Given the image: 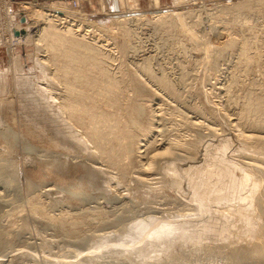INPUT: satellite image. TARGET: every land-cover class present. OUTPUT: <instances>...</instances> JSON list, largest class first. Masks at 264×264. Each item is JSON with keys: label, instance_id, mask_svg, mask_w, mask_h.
<instances>
[{"label": "rangeland", "instance_id": "374dc122", "mask_svg": "<svg viewBox=\"0 0 264 264\" xmlns=\"http://www.w3.org/2000/svg\"><path fill=\"white\" fill-rule=\"evenodd\" d=\"M68 1L0 0V264H264V139L242 138L254 119L245 105L264 97V0H135L130 8L116 0L107 9L100 0H77L75 8ZM58 6L75 29L81 20L109 29L85 36L108 53L104 66L121 103L131 77L145 81L136 100L146 106L149 145L137 133L141 151L114 166L66 136L73 128L54 112L61 85L51 82L45 50L30 36H11L20 18ZM161 12L176 24L155 21ZM108 109L97 102V112ZM166 146L168 160H156ZM135 222L140 227L126 236ZM252 246L258 257H238Z\"/></svg>", "mask_w": 264, "mask_h": 264}, {"label": "bare ground", "instance_id": "6f19581e", "mask_svg": "<svg viewBox=\"0 0 264 264\" xmlns=\"http://www.w3.org/2000/svg\"><path fill=\"white\" fill-rule=\"evenodd\" d=\"M151 2L153 4V6H156L158 4V0H151ZM134 4H135V0H123L121 3V5L123 7H127V8H130V5L133 6ZM27 6L28 5L26 4L23 6V8L26 9ZM132 10H133V8H132ZM10 11L11 10H8L6 12L7 14L5 16L10 15L9 14ZM33 13H34V15L32 16L33 18L32 19L28 18L30 21L25 17V18H23V22L21 24L12 28L13 34H11V36L16 38V40L17 39L19 40V39L24 38V37H26V38L28 37V39L33 38L34 42L39 43L38 45L35 44V46L41 45L42 48L45 50V52H46L45 61L49 62L50 65L52 66L51 75H52L53 80L51 82L53 83V81L55 80L56 81L55 83H59L61 85V88H62V89L60 88L58 90L59 92L61 91L60 95H59V93L53 94L54 100L55 99L58 100L57 101L58 111H54V112L55 113L58 112L57 114H59L60 116L65 118V119H63L61 117L62 121H64V120H66L67 122L69 121V124L72 126V128L79 132V133L78 132L75 133L73 129L71 130L70 128H66L65 129L66 130V136L70 137L77 145H81V146L83 145L84 147L87 145V150H86V148H85V150L88 152H90L88 150V146H89V149L91 148V152H90L91 157L94 156L93 154H95L99 158L105 160V162L111 166L116 165L118 161H120L123 157H125L126 154L132 152L133 148L136 147L135 146L136 142L134 141V139L136 138L137 133L138 134L142 133V137H144L140 140L141 142H143V145H141V146H144V145L148 146L149 141L146 140L145 137L147 134H149L151 132V127L148 126L147 128H142V121H143L142 118H143V115L146 111V106L142 102H139V100H136V97L142 96L143 93L145 92V86L143 84L145 81H143V83H142L140 80L131 77L132 78V81H131L132 85L130 87H131L132 93H131V95L126 93L125 97H127L126 98L127 101L125 103H121L119 101V95H121L122 93L120 92V90H117V89H120L119 85L117 84L118 81L112 74L109 73L110 71L106 68V66H104L105 58H106V56H108L107 55L108 53L106 54L102 50L103 48L101 45L98 44L102 49L100 47H98L95 44L96 41L91 42L87 38V37H89L90 34L87 37L85 36L86 34H88V32H90L92 34V36H95L93 34L100 35L102 32H104L105 30H109V29L104 28L103 25L100 26L98 23L97 24L99 26L94 24V23H90V22H87L84 20H81L79 26L77 27V29H75L73 27L75 24L72 25L70 23L73 21V19L71 18L72 16H70L71 13L70 14L67 13L63 6H58L56 9H50V8L49 9H41L40 11L37 10V13H35V12H33ZM27 14H28V11H27ZM156 15H157V20H155V21H158L160 23L165 22L166 24H170L173 26L177 22V19H175L176 21L175 20L174 21L166 20V19H171L172 16H174L173 14H168V12L166 15L164 14V12L158 13ZM14 16H16V15H13L12 17H10L11 18L10 21H13L12 18H14ZM125 19L127 21V18H125ZM129 19H130V17H129ZM10 21L7 23L10 24ZM120 22L122 23L121 20H120ZM9 24H7V25H9ZM21 25H23V27ZM77 25H78V23H77ZM124 25H126V24H124ZM124 25H123V27H125ZM6 27H8V26H5V28ZM79 28L83 29L86 32L88 31V32L85 33L83 30L82 31L85 34L77 32V30ZM118 28H120V27H118ZM125 28H127V27H125ZM117 30L118 29H116V31ZM14 32L17 35H15ZM111 32H112V30H111ZM29 36H30V38H29ZM92 38H94V37H92ZM97 39L98 38H96V40ZM18 40H17V42H18ZM27 40H24V41L26 42ZM28 42H30V41L28 40L27 43ZM102 43H100V44H102ZM227 43H228V41H227ZM29 45H30V43H29ZM104 46L105 45H103V47ZM106 47H107V45H106ZM108 50H110V49H108ZM110 56H112V55H110ZM42 57H44V56H42ZM37 60H41V59L38 58ZM34 62L36 63L37 61H34ZM107 62H109V61H107ZM37 63H39V61ZM138 69L140 70V68H138ZM142 69H143V67H142ZM142 72H144L146 74V76L151 78L152 81L154 80L161 87L174 89L173 83H167L152 68H144ZM45 74L46 73H44V76H45ZM49 79H47L48 82H50ZM140 79L143 80L142 77ZM144 79H145V75H144ZM47 84H50V83H47ZM59 84H57V86ZM146 85H147V83H146ZM130 98H132L131 101H130ZM50 100L52 101V99H50ZM98 101H100V102L103 101V105L105 107H108L109 109L108 110H101V111L97 112L96 104ZM154 104H156V103H154ZM47 105H48V103H47ZM157 107H159V106H157ZM54 109H56V108H54ZM48 111H49V109H48ZM51 111H52V109H51ZM153 112H154V110H153ZM153 112L151 114L155 115V113H153ZM160 113H159V115H160ZM244 113L245 114L248 113L250 116H252L254 118L250 124V127L253 130L249 134H246L243 136L240 135V136H242V138H243V140H245V142H247V141L252 142L254 140H263L264 136L260 137L256 134H254V131L256 133L257 132H261V133L263 132L264 133V97H257L254 100L249 101L245 105ZM56 115H54V116L56 117ZM157 116L158 115L156 114V117ZM170 117L172 118V116H170ZM153 120H155V119H153ZM53 121L55 122V120H53ZM62 121H60V122H62ZM64 124L66 125L67 123H64ZM69 124H67V125H69ZM193 124H196V122ZM67 125L65 127H68ZM196 125H198V124H196ZM58 126H61V125H58ZM228 130H230V129H228ZM156 131H158V129ZM63 133H65V132H63ZM235 134H237V133H235ZM231 136H233V135H231ZM236 136H237L236 137L237 141L242 139L241 137H238V135H236ZM159 137H161V135ZM233 140L235 141V139H233ZM200 142L198 140V143H200ZM171 143H172L171 144L172 148L179 147L178 146L179 143L177 142V140H174V142H171ZM201 143H203V142H201ZM243 143H244V141H243ZM255 143H256V141H255ZM239 144H242V143L239 142ZM243 145L245 146V144H243ZM243 145L241 146V149L244 147ZM183 146H181V147L183 148ZM245 147L247 148V146H245ZM252 147H253V145H252ZM259 147H261V146H259ZM136 148L138 150L140 147L137 146ZM170 148H168V149L165 148L163 153L161 151L162 154H159L157 156L155 153L156 160L160 158V157L158 158V156H160V155H163V157H167L166 159L168 160L170 155H169V157L165 156V155L172 153V150H170ZM188 149H189V147H188ZM251 149H253V148H251ZM251 149H249V150H251ZM178 150L179 149L177 148V153H178ZM256 150L259 151L258 149H256ZM262 150H264V149H262ZM142 152H143V150H142ZM253 152L254 151H252V153ZM158 153H160V151ZM260 153H261V151H260ZM181 154H180V156H182ZM155 156H154V158H155ZM175 156H177V155H175ZM96 159L98 160V158H96ZM126 159H127V157H126ZM160 159H162V158H160ZM235 159H237V158H235ZM235 159L233 158V160H235ZM169 160H171V159H169ZM237 161L238 160H235V162H237ZM94 162H97V161H94ZM159 162H161V161H159ZM159 162H158V165H159ZM98 163H99V161H98ZM140 163L141 162H139V164ZM161 163H163V162H161ZM243 163H245L244 160H243ZM243 163H242V165H243ZM248 163H250V162H248ZM149 164L152 165L151 162ZM149 164H147L146 166H148ZM155 164H156V162H155ZM236 164H238V162ZM94 165H97V164H94ZM101 166L102 165H100V167H99L97 165L94 167H99V168H97V170H99L101 168ZM141 166H143V165H141ZM247 166H249V165H247ZM255 166H257V165L255 164ZM150 167L151 166L148 167L149 170L151 169ZM153 168L154 167H152V169ZM243 168L246 169V167H243ZM260 168H262V167H260ZM144 169H147V167L146 168L144 167ZM103 170L106 171L105 169H103ZM141 170L144 171L142 168H141ZM149 170H148V172H149ZM160 170L162 171L163 169L161 168ZM134 171H136V170H134ZM247 171H248V169H247ZM108 172H111V171H108ZM112 174H113V172H112ZM133 177L137 178L136 175ZM156 177L154 179H156ZM169 178H171V177L169 176ZM149 179H148V181H149ZM157 179H160V178L158 177ZM138 180L139 181L141 180L140 177L138 178ZM143 180L144 179L142 178L141 181L143 182ZM143 183H145V182H143ZM141 185H143V184H141ZM123 188H125V187H123ZM48 189L51 190L52 188H48ZM123 199H124V196H123ZM185 215H187V214L185 213ZM140 225L141 224L139 222L133 223V225L130 227V229L128 228L126 230L125 235L127 236L129 233H131L132 230H135L137 227H140ZM257 245H259V244H257ZM257 247H259V246H257ZM246 250H247V248H246ZM246 250H243L244 253L240 252L239 254H237L238 257L241 258L242 254H245V253L248 254L249 258L258 257L260 255V253H259L260 251H258L256 248H253V246H252V249L250 248L249 250H247L248 252H245ZM172 257L173 256L169 257L168 259H171ZM161 262H160V264H169L167 262H164V263H161ZM236 264H237V262H236Z\"/></svg>", "mask_w": 264, "mask_h": 264}, {"label": "crops", "instance_id": "0c3cea01", "mask_svg": "<svg viewBox=\"0 0 264 264\" xmlns=\"http://www.w3.org/2000/svg\"><path fill=\"white\" fill-rule=\"evenodd\" d=\"M17 1H26V0H17ZM41 1H48V0H41ZM55 1H57V0H55ZM115 1L116 0H100L99 1L100 4H98V5H99V7H102V8L106 7V9L111 8V7L116 8L117 5H116Z\"/></svg>", "mask_w": 264, "mask_h": 264}, {"label": "built area", "instance_id": "2783aa9c", "mask_svg": "<svg viewBox=\"0 0 264 264\" xmlns=\"http://www.w3.org/2000/svg\"><path fill=\"white\" fill-rule=\"evenodd\" d=\"M77 2H78L77 0H70L67 3H68L69 6L75 8V7H78V3Z\"/></svg>", "mask_w": 264, "mask_h": 264}, {"label": "water", "instance_id": "95a60500", "mask_svg": "<svg viewBox=\"0 0 264 264\" xmlns=\"http://www.w3.org/2000/svg\"><path fill=\"white\" fill-rule=\"evenodd\" d=\"M20 22L22 23L23 22V18H20ZM15 35H17L15 32H14Z\"/></svg>", "mask_w": 264, "mask_h": 264}]
</instances>
